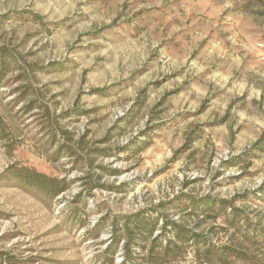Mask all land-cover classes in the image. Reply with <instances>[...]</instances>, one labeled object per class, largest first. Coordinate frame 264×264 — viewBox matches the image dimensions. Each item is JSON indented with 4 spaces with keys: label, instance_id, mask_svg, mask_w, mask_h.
Segmentation results:
<instances>
[{
    "label": "rangeland",
    "instance_id": "374dc122",
    "mask_svg": "<svg viewBox=\"0 0 264 264\" xmlns=\"http://www.w3.org/2000/svg\"><path fill=\"white\" fill-rule=\"evenodd\" d=\"M262 4L0 0V264H264Z\"/></svg>",
    "mask_w": 264,
    "mask_h": 264
},
{
    "label": "trees",
    "instance_id": "16d2710c",
    "mask_svg": "<svg viewBox=\"0 0 264 264\" xmlns=\"http://www.w3.org/2000/svg\"><path fill=\"white\" fill-rule=\"evenodd\" d=\"M263 8L259 12L261 14H264V4H262ZM29 177L30 176H26ZM33 185H35L38 188H45L48 191H52L54 194H56L58 191L62 190V188H55V183L58 181L55 179H51L46 177L45 175L35 173L33 175ZM26 180L28 178H25ZM51 182L52 186L49 184ZM195 203V201H192ZM220 207L224 206L223 204H226V200H219ZM236 211V210H235ZM142 221H148L147 218L144 220H141L140 214H136L133 217H126L125 223H124V242H123V249L126 260L130 259L133 256L132 247L135 246V244H139V239L144 236H137V230L142 228L145 223ZM144 223V224H143ZM167 225H170V230L173 232L174 239H169L164 245H161L160 251H158V248L160 246L159 237L156 236L151 240V247L149 249V252L143 256V258L149 263V264H156L157 261L161 258H170V257H176L181 251V246L178 245V243H186L188 240H195L199 236L198 234H192L188 235V232L183 224L180 222H177L175 220H167L164 227L167 228ZM99 227V225H98ZM97 227V228H98ZM117 237V236H116ZM139 237V238H138ZM206 248L203 252L200 253V249H196V254H202V259L204 261H210V256L212 253H215L218 257V259H225V252H214L212 251V246L210 244H206ZM109 251H114V248H110ZM108 251V252H109Z\"/></svg>",
    "mask_w": 264,
    "mask_h": 264
}]
</instances>
